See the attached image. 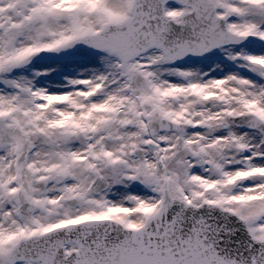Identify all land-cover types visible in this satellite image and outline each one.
<instances>
[{"label": "snow or ice", "instance_id": "obj_1", "mask_svg": "<svg viewBox=\"0 0 264 264\" xmlns=\"http://www.w3.org/2000/svg\"><path fill=\"white\" fill-rule=\"evenodd\" d=\"M0 264H264V0H0Z\"/></svg>", "mask_w": 264, "mask_h": 264}]
</instances>
